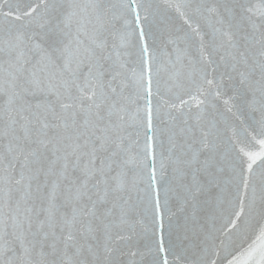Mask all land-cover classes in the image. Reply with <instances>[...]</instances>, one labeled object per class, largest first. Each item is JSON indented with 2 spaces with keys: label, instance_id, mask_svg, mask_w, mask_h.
<instances>
[{
  "label": "snow or ice",
  "instance_id": "obj_1",
  "mask_svg": "<svg viewBox=\"0 0 264 264\" xmlns=\"http://www.w3.org/2000/svg\"><path fill=\"white\" fill-rule=\"evenodd\" d=\"M0 264H264V0H0Z\"/></svg>",
  "mask_w": 264,
  "mask_h": 264
}]
</instances>
